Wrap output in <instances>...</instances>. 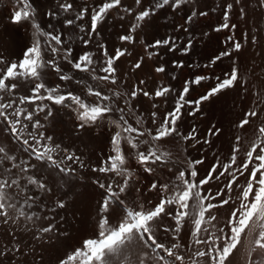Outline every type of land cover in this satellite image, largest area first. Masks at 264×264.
<instances>
[{
    "label": "snow or ice",
    "instance_id": "snow-or-ice-1",
    "mask_svg": "<svg viewBox=\"0 0 264 264\" xmlns=\"http://www.w3.org/2000/svg\"><path fill=\"white\" fill-rule=\"evenodd\" d=\"M190 0H154L151 7H146L135 15L134 23L129 29V34L121 35L122 42H134V33L140 22H143L156 9L170 6L173 10L188 4ZM137 5L141 0H135ZM242 0H233L228 3L224 0L222 6V23L214 30L235 29L236 24H229L230 13L234 4L241 5ZM59 12L73 10V3L69 0H57ZM121 0H100L95 6L84 5L80 8L74 18L63 21L66 27H72L77 21H82L86 16L89 18L87 28L83 24L78 25L81 33L86 32L87 38L80 39L87 46L92 43L93 34L99 35L98 28L107 19L113 9L120 8ZM257 6L264 9V0H257ZM125 12L132 9L124 7ZM241 17L245 15L243 6L238 8ZM47 15L55 19L56 11H49ZM200 16H207L205 11L199 12ZM197 16L193 10L186 18L185 23H190ZM123 19V17H121ZM11 23L21 24L26 22L30 30V43L26 47L23 58L19 61H5L0 57V124L4 125V131L15 137L23 147V153H27L28 160L19 159L10 155L5 146H0V225H14L15 230L9 227L6 234L11 237V248L7 245L0 246V256L7 252L18 253L27 256L28 252L21 248L17 233L32 232L33 239L41 240L43 234L52 233L56 224L49 220L47 226H40L33 231L29 224L41 219L39 212L26 211L33 209L40 199V192L51 193L47 177L40 178L37 174L22 175L37 169V164L30 163L31 160L41 162L42 167L55 169L58 173L67 176L74 173L75 169L66 162H79V167L84 168L85 163L75 153H70L67 148L61 150L59 144H51L52 136H45L44 124L39 117L44 113L43 120L47 121L53 116V106L70 109L77 121V129L83 130L89 127L107 125L110 132L111 152L107 158L100 161L98 167H92V172L105 174V177H97L93 183L103 190L102 199L99 201L98 219L93 236L85 238L79 247L67 253L60 259L59 264H130L129 253L137 256L138 264H199L197 257L206 258V264H226L233 251L241 243L242 234L253 237L249 250L247 264H264V260L252 259L251 255L257 249L264 250V125L256 130L255 138L249 143L243 158L238 162L237 154L240 153L241 137H236V144L231 148L230 154L225 160L216 157L214 163L209 167L206 174L199 176L197 165L203 164L202 159L192 161L186 168H178L173 174L174 178L169 181L153 180L148 192L157 191L156 202L152 199L145 203L137 197L132 201L127 198L131 182L134 180V170L126 167L128 156L125 154L123 145L129 148V155L143 168L144 172L152 174L154 169L149 164L157 162L166 163L164 157L167 153H159L156 142L166 140L169 137L182 140L197 139L196 130L193 128L189 133H181L177 122L181 119L182 109L185 104L195 105L189 115H195L200 110L204 101L210 100L220 92L234 88L239 81V69L236 65L234 52L242 49L240 40H234L229 35L225 44L228 45L219 52L205 68H211L223 58H232L233 67L224 77H215L217 83L197 100L185 101L190 92L191 85H200L202 81L210 80L207 75H196L191 80H186L181 93L175 101L172 110L164 113L157 122V112H151V123L154 127L145 129L142 116L135 118V125L129 122V116L135 115V106L130 101L139 94L145 97L165 98L174 89L162 83L156 87L154 92L145 91L137 86H132L128 92H122L116 88L101 89L99 84L93 86L87 83L84 77L77 79L73 72L87 73L92 81L105 82L110 85L117 84V67L115 62L126 53L131 55L126 48H117L113 54H109L106 46L97 41L96 48L100 52L97 57L92 51H84L79 56H73V49L66 43L67 37L63 32L57 31L49 22L48 28H44L37 20V13L30 0H14L10 16ZM181 28L184 25H180ZM184 31H188L184 28ZM207 35V33H205ZM246 35V34H245ZM170 46L172 50L177 45L173 37L157 40L148 47ZM192 40L185 43L182 51L186 54L190 51ZM155 53H150L153 55ZM142 59L138 60L133 67L140 69ZM64 64L68 66L65 70ZM98 65V66H97ZM182 62L177 67H182ZM48 72L54 73L58 81L62 83L49 84L45 80ZM155 72L164 73L165 68L158 66ZM23 81L27 94L16 96L19 83ZM71 84L82 85L81 92L70 88ZM145 84L144 80L139 81ZM94 97V101H89ZM47 101L48 103H45ZM39 102V103H38ZM29 105L19 107L18 105ZM152 107L158 108L159 104L153 103ZM258 112L251 109L244 114L238 127L244 128L249 124V117H256ZM35 129L36 131H32ZM219 129H209V134H218ZM146 137V138H145ZM143 138V139H142ZM197 143L199 140L197 139ZM204 143H210L205 139ZM141 146H147L142 150ZM60 151L64 155L60 154ZM159 153V154H158ZM16 171H13V170ZM172 169H169L171 172ZM114 174L108 177L107 174ZM120 179L117 180L116 178ZM244 177V182L239 183ZM222 186L213 193L211 187L205 189L211 181L220 182ZM25 180L22 184L21 180ZM107 180V183L105 182ZM32 186L36 193H31L28 186ZM137 193L140 188L135 189ZM236 191V196L231 195ZM191 202V205H190ZM66 205L61 199L56 202V207L64 208ZM229 206V212L223 225L220 223L214 210ZM40 207L44 205L41 202ZM54 219V218H53ZM62 219V218H61ZM171 224H164V220ZM25 221L21 227V221ZM189 224V245L180 243V233ZM255 226V227H253ZM157 228L165 234H171V242L160 239ZM66 235V233H60ZM195 245L187 256L182 249ZM203 247H199V246ZM31 251H35L31 248ZM42 259V257H41Z\"/></svg>",
    "mask_w": 264,
    "mask_h": 264
},
{
    "label": "bare ground",
    "instance_id": "bare-ground-1",
    "mask_svg": "<svg viewBox=\"0 0 264 264\" xmlns=\"http://www.w3.org/2000/svg\"><path fill=\"white\" fill-rule=\"evenodd\" d=\"M30 1L34 7V10L37 13V20L41 24L42 27L47 29L49 22H50L53 28L65 34V36L67 37L66 43L68 44L69 47L73 49V56H79L83 54L84 51H92L97 57H100L101 54L99 50L96 48L97 41L103 43L106 46V48L109 51V54H113L115 49L124 46L123 43L120 41L119 37L121 34H124L126 32L127 27L129 26V23H128L129 21H126V19L124 20L120 18L119 21H116V19L112 17L114 15L110 14L108 18L106 19V21H104L103 24H101V27L98 29L99 35L97 36L96 34H93L92 43H90L87 46L83 43V40L80 39L81 36H84L85 38H87V33L86 32L81 33L78 30V25L80 24H83L85 28L88 27L89 18L87 16L82 21H77V24L73 25L70 28L66 27L63 24V21L65 19L74 18L76 15V12H78L82 6L84 5L95 6L96 4L100 3V0H69V2L73 3L74 8L73 10L66 12V13L59 12L57 0H30ZM230 1L231 0H227L228 3H230ZM126 2L128 4L127 0H121L122 7L126 6ZM149 2H150V5L152 6L154 0H149ZM13 4H14V0H0V57H2L6 62L21 60L23 58V53L26 47L29 46V43H30V30H27L29 29V25L26 22L16 25V24L11 23L10 21V16H11L10 7L13 8ZM223 4H224V0H190L188 4H185L181 8L176 9V10H173L171 7H169V9H166L167 7L165 6L163 9H158L157 18H155V20L151 24H149L148 30L145 31L144 35L148 34L147 36L149 40L147 38L146 39L150 41L149 42L150 45L155 43V41L157 40H163L168 37H173L177 45L172 50H169L170 46H160V47L154 48V51H158L159 53V56H158L159 59L156 62V64L159 66H163L165 68V73H164L165 77L161 76L162 78H159V75H157L155 72H154V75L156 74L158 77L152 76V74L150 73L152 70L149 72V67H148L149 62L148 64H146L143 71L139 70L138 72L139 78L141 76H144L147 79V83H146L147 86L149 85V87L152 89H155L159 84H161V81H163L165 78H166L165 79L166 84L168 86H171L172 89H174V91L167 96V99H166L167 108L166 110L164 109L165 112L172 110L176 99L178 98L179 94L182 91L183 86H182L181 79L184 80L187 77H189L186 80H191L190 77H192L198 70H201L205 64L206 65L209 64V62L216 55H218L219 52L223 50L221 47V45L223 44L220 45L221 42H219V39H218L219 37L217 35V32L214 33L215 31L214 32L212 31L213 33H210L209 35H205V33L214 29L212 28L213 25L208 24V23L206 24V22H205V25H203L202 23L203 21H201V19L199 21V17H198L200 11H205L208 13V16H209L208 19L210 18L213 20V23L215 22L217 23L222 13ZM193 10L197 11V16L193 19L192 22L185 23L186 18L191 14ZM49 11L58 12L57 17L55 19L49 17L47 15ZM119 11L121 10L119 9ZM119 14H122V13H119ZM123 14L125 13L123 12ZM125 15L124 17H127ZM179 18L181 19L180 21H182L181 25H184L183 28L178 27L180 26V24L177 25L176 23ZM184 28H187L188 31L187 32L184 31ZM189 39L192 40V46H191L190 51L185 54L182 51V49L185 43H187ZM126 60L127 59L122 60V61L120 60L118 62L117 64L118 69H119L118 74L122 75V78L125 75L126 76L128 75V78L132 80V82L134 83L133 81V79H135L134 73L133 75H130L129 73L131 71L130 72L128 71L129 68L128 69L126 68L127 70L125 69ZM230 60L229 58H223L221 61H218L213 66V68H215L217 71L230 70V64H229ZM181 62L183 66L177 67V64ZM150 63L152 65V62ZM64 67H65V70H68V66L66 64H64ZM73 75L77 79L84 77L87 83L92 84L93 86H97L99 84V87L101 89L106 90L107 88H110V87H107L108 85L105 86L106 83L92 81L88 77L87 73L73 72ZM182 75L184 76L183 78H181ZM125 78L127 79V77ZM45 80L49 84L62 83L58 81L55 74L51 72L47 73V75L45 76ZM123 81H119L120 87L126 86V84ZM19 83L21 84V86L18 87L15 95L19 96V95L27 94L26 87L23 86L24 82L20 81ZM116 86L119 87V85H116ZM127 86L129 87V85ZM82 87H83L82 85H75V84L70 85V88L77 92H81ZM111 88H113V86ZM114 88H117V87H114ZM122 90H125V89L123 88ZM197 90H198L197 85H191L190 92L185 97V101H188V100L193 101V99L191 98V95H194L193 93ZM233 91H230L227 95L215 101H212L213 103L209 105H206V106L200 105V110L197 111L195 115H189V113L192 112L193 109L195 108V105L185 104V107L182 109L181 119L177 122V127L179 131L184 134L189 133L194 128L196 130V136H197V139L199 140V143H197V139H190V140L185 141L180 138H175V139L172 138L173 140L171 139L172 140L171 143H172L173 148H172L171 153L173 152V157L169 159V155L171 153L169 154V151L166 150L168 153L164 157V159L167 162L166 163L157 162L154 166H152V168L154 169L152 174H140L141 173L139 172L140 165H138L136 160L129 155L128 146L126 144L123 145L125 149V154L126 156L129 157L126 167L134 170L135 178L132 182V185L136 183L135 185L143 187L142 188L143 192L139 194V193H136L135 189H133V187L131 186V188L126 193L129 201H132L133 199L139 197L140 201L145 203L146 206H147V201L149 199H152L153 203H155L157 196H158V192L157 191H153V192L147 191V188L149 187L151 182L153 180H159L161 182L169 181L170 179L174 178L173 174L176 172V170L178 168L185 167L184 165L186 164H184V162L188 161V164H189L192 161L201 159L203 157L204 149H206V152L204 153V155L207 157V159H206V163L204 164L205 166H201L200 168L207 167L214 163L216 157L218 156L217 154L219 153V149H222V147L224 146L223 151H225L224 149H225V146L227 145L226 143H228V141L230 140L228 138V133H229V128H230V125H229L230 119L228 116L229 113L227 114V112H228V109H230L228 107V104L232 102V97L235 94V92ZM201 93L202 92L197 93V96L201 95ZM88 99L89 101H94L95 98L89 97ZM145 102L147 103V108H148L147 110L151 109V105L149 101H145ZM45 103H48V102L45 101ZM144 105L145 104H143V107H145ZM18 106L27 107L29 109L31 108V106L26 105V104L18 105ZM43 115L44 113H40L39 117L37 118L41 119V122L44 124V128L42 129V131H44L45 136L53 137V140L49 143L59 144L61 146V150L64 148H67L70 153H75L76 155L80 156L81 160H83L85 163V167L80 168L79 162H76V163L66 162L68 164H71V166L75 169V172L70 173L67 176H65L64 174L58 173L57 170L55 169H48L47 167H42L41 162L35 161L34 159L30 161V163L37 164V169H32L29 173L22 174V175H31L35 173L40 178L47 177L46 182L48 183L49 187L52 188V192L51 193L40 192L38 194L40 199L36 202L33 209L26 208V211H37L39 212L41 216L40 220L35 221V224H29V227H32L33 231H35L37 227L47 226V224L49 223V220H45L43 217L48 216L51 222L56 224V229H54L52 233L43 234L42 239L39 241L33 239L32 232L17 233L19 242L21 244V248L27 251L28 255L23 256L18 253L7 252L5 255L0 256V264H59V261L61 258H63L67 253L71 252L76 247H79L85 238L93 236L96 230L99 201L102 199L103 190L102 189L96 190L97 195L90 209L91 210L90 217H89L90 219L87 218L89 220L87 222L86 217L84 218L87 223L83 224L84 229H82L81 232H79V229H78V232L80 234H78V232L74 233V230H75L74 227L76 225L74 226L73 224V213H74L73 203H74L75 198H77L76 196L80 192L79 190L81 189V187L83 188V185L81 186L82 183L91 182L97 177H101V178L105 177V174L103 173L92 172L91 168L98 167L100 164V161L103 159H106L105 149L110 146V143H109L110 132L107 129V125L105 124L102 126L89 127L83 130H78L76 127L77 125L75 121L76 119L75 120L73 119L71 110L63 108V107H57V106H53V116L50 117L47 121L43 120ZM128 118L130 119L131 117H128ZM147 123L149 124V122ZM207 123H210L212 128H214V130L219 129L221 132L218 137H215V136L212 137L210 141L211 142L210 145L207 144L208 146H205V144L202 143L201 138H202L203 133L205 132L203 124H207ZM4 127H5L4 125L0 124V146H5L6 149L9 151L10 155L17 156L18 158L17 162H19L20 158H23L24 160H28L29 158H28L27 153H23L22 151L23 146L19 142H17L15 137L11 136L9 132L4 131L3 130ZM151 127H154L152 123H151ZM31 130L36 131L35 129H31ZM163 143L164 142H162L161 144ZM160 147L169 148L168 145H164V146L161 145ZM175 147H177V149H175ZM164 151L163 150L160 151L159 149V153H165ZM60 154L64 155L62 151H60ZM170 168L172 169L171 172H169ZM13 171H16V170L14 169ZM107 175L108 177L113 176L110 173ZM119 179L120 178L118 177L117 180ZM105 182L107 183V180H105ZM21 183L24 184L25 180L22 179ZM79 185L81 186L80 188H79ZM28 187L31 190V193L33 194L36 193V190L32 188V186L29 185ZM61 199L64 201L66 205L64 208L56 207V202ZM41 202L44 205L43 208L40 207ZM219 221H222V220L220 219ZM24 223L25 221L22 220L21 227L24 225ZM169 223H170L169 220L167 219L164 220V224H169ZM9 227L15 230L16 226L11 225V224L0 225V246L7 245L9 248H11V243H10L11 237L6 234L7 229ZM75 231H77V229ZM60 233H66V235H60ZM247 233H248V230L246 231V234ZM157 235L160 239L166 242H169V243L171 242L170 240L171 235L163 233L159 228H157ZM245 235L242 239L239 249L235 251V254H233V256L228 260L227 264H241V263L246 264L247 263L248 258H249V250H250L249 244L251 243V240L253 239V237L248 235L246 239ZM188 237H189V232L184 233L183 239H185V242ZM190 241L191 240H189L188 242L189 244H190ZM29 246H31V248H34L35 251H31ZM191 246L193 247V249L197 247L195 245H191ZM186 251L187 249H182V253L185 254L186 259H187L188 253ZM257 251L253 253L254 254L253 259L264 260L263 254L260 255L259 254L260 252H257ZM129 261H130V264H138L137 256L131 252L129 253Z\"/></svg>",
    "mask_w": 264,
    "mask_h": 264
},
{
    "label": "rangeland",
    "instance_id": "rangeland-1",
    "mask_svg": "<svg viewBox=\"0 0 264 264\" xmlns=\"http://www.w3.org/2000/svg\"><path fill=\"white\" fill-rule=\"evenodd\" d=\"M128 1V4L126 2V6H123V7H127V8H130L132 9V12L129 13V12H125L123 10V7L121 9L118 8V9H113L109 12L108 16L110 14L114 15L112 16L113 18L116 19V21H119L121 17H124L127 16V17H124L123 19L126 21H129V26L127 27V30L124 34H121V35H126V34H129V29L131 28V26L134 24V23H137V21L135 20V15L141 11L142 9L146 8V7H151L150 5V2L149 0H141V4L137 5L135 3V0H127ZM257 0H242V3L241 5H235L234 4V7H233V10L232 12L230 13V19H229V24H236L237 27L235 29H232L231 31L225 29V30H222V31H215L214 29L222 23V13L220 15V18H219V21L216 23H213V20L212 19H208V15L207 16H198L199 17V21L201 19V21H203V25H205V22L206 24H211L213 25L212 28H214L213 30L207 32L209 35L210 33H216L217 32V35H218V39H219V42L222 49L224 50L228 45L225 44V40L226 38L231 35L233 37L234 40H240L241 43H242V49L239 51V52H234L233 53V56L236 58V67L239 69V81L237 82L236 86L234 88H229V89H226L222 92H220L219 94H217L216 96L212 97L210 100L208 101H204L201 106H206V105H209L211 103H213L212 101H215L225 95H227L230 91H233L235 92L234 96L232 97V102H230L228 104V107L230 109H228V116H229V119H230V128H229V133H228V138L230 139L228 141V143H226L225 145V151H223V147L222 149H219V153L217 154L218 156H220L221 160H225L226 157L229 156L230 154V151H231V148L233 147L234 144H236V137L237 136H240L241 137V141H240V153L237 154L238 156V162L243 158V153L247 150L248 146H249V143L252 139L255 138V135H256V130L259 126H262L264 125V9H261L257 6V2H255ZM31 2V1H30ZM145 2V3H144ZM149 2V3H148ZM253 2V3H252ZM230 3H233V0L230 1ZM32 4V3H31ZM146 5V6H145ZM33 6V5H32ZM183 6V5H182ZM181 6V7H182ZM243 6L245 8V15L243 17L240 16L239 12H238V8ZM167 8L166 9H169L170 6H166ZM180 7V8H181ZM34 8V7H33ZM119 9L121 11H119ZM12 10V7H10V11ZM260 10V11H259ZM263 10V12H262ZM125 14H123V12ZM119 13H122V14H119ZM261 13V14H260ZM259 14V15H258ZM263 15V16H262ZM158 16V9L155 10V14H151L148 18H146L143 22H140V27L137 28V30L134 32V33H131L133 36H134V42H121L123 43V47H119V48H126L128 50V52L131 53V55H128L127 53L121 57L118 61L115 62V66L117 67V84L116 85H119L118 86H114V85H110V84H107L105 86L107 87H117L116 89L119 90V91H122V92H128L131 90V87L132 86H137V91L139 92L140 88H143L145 91H148V92H154V90L156 89H152L149 87V85L147 86V79L144 77V76H141L140 79L139 78V70L143 71L144 67L146 66V64H148V67H149V72L152 74V76H157L159 75V78H162L161 76H164L165 72L164 73H157L155 72V68L158 67L159 65L156 64V62L158 61V56H159V53L158 51H154V48L155 47H148V45H150V41H148V34L144 35L145 31L148 30V26L149 24H151L155 18H157ZM262 16V17H261ZM262 19H261V18ZM108 18V17H107ZM261 19V20H260ZM181 19L179 18L178 21L176 22L177 25H181L182 21H180ZM205 20V21H204ZM106 21V19L104 20ZM180 21V22H179ZM210 21V22H209ZM261 21V22H260ZM131 22V23H130ZM179 22V23H178ZM201 23V25H202ZM14 24V23H13ZM103 24V23H102ZM18 25V24H16ZM101 27V25L99 26V28ZM180 27V26H178ZM98 28V29H99ZM213 31V32H212ZM260 33V34H259ZM246 34V35H245ZM120 35V36H121ZM142 35V36H141ZM143 38V39H142ZM148 40H147V39ZM139 41H138V40ZM140 42V43H139ZM144 42V43H143ZM125 43V44H124ZM138 45H137V44ZM203 43V42H202ZM154 44V43H153ZM135 45V46H134ZM140 45V47H139ZM152 45V44H151ZM133 47V48H132ZM139 47V48H137ZM222 50V51H223ZM259 50V51H258ZM150 53H155L153 55H150ZM260 53V54H259ZM127 56V57H126ZM139 56V57H138ZM259 56V57H258ZM130 57V58H128ZM157 57V58H156ZM141 58L142 59V65H141V68L140 69H135L133 67V65L138 61L140 60ZM263 58V59H262ZM126 60V66H125V69L129 68L128 72L130 75H133L134 73V78L133 81L134 83L132 82V80H130L128 78V75L124 76L123 78L127 77V79H123L122 78V75H119V69H118V62L121 60ZM130 59V61H129ZM156 59V60H155ZM231 59V60H230ZM229 64H230V70H219L217 71L215 68H213V66L211 68H205L203 66V68L201 70H198L192 77H190L191 79H193L196 75H207V76H210L211 79L210 80H206V81H202L200 85H197L198 86V90L195 91L193 94L194 95H191V98L193 99V101L197 100L200 96L204 95L208 89L210 87H212L213 85H215V83H217V81L215 82V77L219 76L221 78L224 77L225 73H228L231 71L232 67H233V63L231 64L232 62V58H229ZM152 62V65L151 63ZM154 63V64H153ZM129 66H128V65ZM206 65V64H205ZM152 68H151V67ZM124 68V67H123ZM126 69V70H127ZM215 69V70H214ZM217 71V72H216ZM227 71V72H226ZM154 72L157 74L154 75ZM132 73V74H131ZM138 73V74H137ZM137 74V75H136ZM162 74V75H161ZM119 75V76H118ZM222 75V76H221ZM121 77V78H120ZM158 77V76H157ZM165 77V76H164ZM184 76L182 75L181 78H183ZM189 77H187L186 79H188ZM122 79V80H121ZM144 80L145 81V84L143 85H140L138 81L140 80ZM164 79V78H163ZM162 79V80H163ZM166 79V78H165ZM163 80L161 81V83L165 86H168L166 84V80ZM186 79H181L182 80V86H184V82L186 81ZM124 80V81H123ZM126 80V81H125ZM119 81H123L126 86L124 87H120V83ZM129 81V82H127ZM131 81V83H130ZM136 81V82H135ZM157 82V81H156ZM102 83H105V82H102ZM128 83V84H127ZM130 83V84H129ZM160 83V82H159ZM132 84V85H131ZM134 84V85H133ZM129 85V87L127 86ZM160 85V84H159ZM171 87V86H170ZM260 87V88H259ZM125 89V90H122V89ZM183 88V87H182ZM128 89V90H127ZM199 92H202L201 95L197 96V93ZM153 99V100H152ZM164 98H155L154 96L152 97H145L143 96L142 94H139L135 99L131 100V104L133 106H135V115L132 116L130 115L129 117H131L129 119V122L130 123H133V126H136L135 125V118L138 116H142L143 118V127L145 129L151 127V112L152 111H156L158 112V116H157V122H159L160 118L163 117V114L165 113L164 109L166 110L167 108V102L163 100ZM156 100V101H155ZM138 101V103H137ZM140 101V102H139ZM145 101H149L150 105H151V109L147 110V103L144 102ZM162 103H161V102ZM164 101V102H163ZM143 102V103H142ZM166 102V103H165ZM140 103V104H139ZM153 103H157L160 105V107L158 108H153L152 105ZM165 103V104H164ZM143 104H145L144 106L146 107H143ZM163 104V105H162ZM162 105V106H161ZM166 105V106H165ZM137 106V107H136ZM59 107V106H57ZM142 107V108H141ZM138 108V109H137ZM141 108V109H140ZM150 108V107H149ZM161 108V110H160ZM146 109V110H145ZM153 109V110H152ZM163 109V110H162ZM251 109H255L257 112H258V115L256 117H249V124L248 125H245L244 128H240L238 127L239 125V122L244 118V114L251 110ZM31 110V108L29 109ZM152 110V111H151ZM140 111V112H139ZM143 111V112H142ZM40 115V114H39ZM144 115V116H143ZM150 115V116H149ZM73 116V119L75 120V116L72 114ZM148 120V121H147ZM76 121V120H75ZM132 121V122H131ZM149 122V124L147 123ZM77 123V121H76ZM145 123V124H144ZM210 123H207V124H203L204 126V133L202 135V143H204L205 139H207L208 141H211L212 137L215 136V137H218L219 134H220V130L218 132V135H211L209 134V129H212L213 131L214 128H212L211 124L208 125ZM148 126V127H147ZM207 126V127H206ZM206 127V128H205ZM100 133V132H99ZM230 134V135H229ZM210 136V137H209ZM146 138V137H145ZM173 137H169V139L167 138L166 140H163V141H159V142H156L157 145L161 144L162 142H164L163 144L161 145H168L169 148L167 147H164V148H161L159 145L158 147H160V151H164L165 153H168L167 151H169V154L171 153L172 151V143L171 141L175 138ZM143 139V138H142ZM172 139V140H171ZM168 140V142H167ZM205 146H208L211 144L210 143H204ZM208 144V145H207ZM142 150L144 148H146L145 146H142ZM227 147V148H226ZM109 149V150H108ZM170 149V150H168ZM175 149H177V147H175ZM228 149V150H227ZM106 157L107 158V155L111 152V147H107L106 149ZM167 150V151H166ZM222 151V152H221ZM203 152L205 153L206 152V149L203 150ZM228 152V153H226ZM203 153V157L201 158L204 163L203 164H200V165H197V170L199 172V176L197 177V180L199 179L200 176L202 175H205L207 170L209 169V166L207 167H202L200 168L201 166H205L204 164L206 163V159L207 157L204 155ZM220 154V155H219ZM173 157V152L169 155V159ZM206 157V158H205ZM204 158V159H203ZM104 160V159H103ZM161 163V162H159ZM138 164V163H137ZM184 165L185 167L183 168H186V166L188 165V161L184 162ZM190 164V163H189ZM139 165V164H138ZM155 164H149V167L151 166H154ZM199 166V167H198ZM204 168V169H203ZM202 169V171H201ZM143 168L140 166L139 168V172H141L140 174H148L146 172H144ZM111 174V173H110ZM111 175H114V174H111ZM118 178V177H117ZM116 178V179H117ZM143 182V181H142ZM239 183H243L244 182V177H241L240 178V181H238ZM222 183H223V178L220 182H217V181H211L209 185H206L205 186V189L211 187L212 189V192L215 193L217 190H218V187L219 186H222ZM136 184V183H135ZM133 184L132 185V182L130 184V187L129 189L131 188V186L133 187V189H136L137 187L140 188V193L143 192V187H140V186H137ZM83 185V188L81 187ZM91 185V186H90ZM81 186L79 185V188L81 187V189L79 190L80 192L78 193V195L76 196L77 198H75L74 200V207H73V224H74V229L77 231L74 230V233L75 232H78V229H79V232H81L82 229H84V225L85 223H87L90 219V213H91V205L93 204L94 202V199L96 198V195H97V191L99 188L97 185H95L93 183V181L91 182H86V183H82ZM91 189V190H90ZM136 192V191H135ZM137 193V192H136ZM236 191H233L232 192V196L233 198H235L236 196ZM82 197H80V196ZM91 195V196H90ZM190 205H191V202H190ZM90 208H89V207ZM90 211V212H89ZM88 212V214H87ZM215 214L218 216L219 220L221 219L222 221H220V223L217 225V227H220L223 225V222L224 220L226 219L227 215H228V212H229V206H225L223 208H219V209H216L214 210ZM77 215H76V214ZM86 215V216H85ZM226 215V217H225ZM86 217L87 219V222L86 220L84 219ZM77 218V219H76ZM82 219V221H81ZM80 220V221H79ZM76 222V223H74ZM78 222V223H77ZM81 222V223H80ZM171 224V221H169ZM81 225H80V224ZM81 227V228H80ZM185 229V230H184ZM188 230V231H187ZM247 231V230H246ZM78 232V234H80ZM183 232V233H182ZM188 233L189 232V224L188 222L186 221V224H185V227L182 229L181 233H180V236H181V240H180V243L184 244V245H188L189 243V240H191V237H190V232H189V237L186 239V242H185V239H183L184 237V233ZM246 234V233H245ZM245 234H242V237H241V242H242V239L244 237ZM169 235H171L169 233ZM183 240V241H182ZM241 244V243H240ZM240 244L237 246V248L233 251V254H235V251H237L240 247ZM251 243L249 244V249L251 248ZM199 247H203L202 245L199 246ZM187 249V253L189 254L190 251L193 249V247L191 246L190 248H185ZM194 250V249H193ZM258 250V251H257ZM256 251L257 252H260L259 254L262 255L263 254V257H264V250L262 249H257ZM261 250V251H260ZM263 252V253H262ZM187 254V255H188ZM233 254L229 257V259L233 256ZM251 258L253 259L254 258V254L251 255ZM200 264H206V258H200V257H197L196 258ZM203 259V260H201ZM249 259V258H248ZM228 262V261H227ZM226 262V264H227ZM242 264V263H241ZM247 264V263H246Z\"/></svg>",
    "mask_w": 264,
    "mask_h": 264
}]
</instances>
